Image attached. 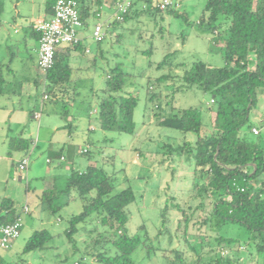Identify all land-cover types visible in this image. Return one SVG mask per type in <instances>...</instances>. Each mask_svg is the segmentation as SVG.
Masks as SVG:
<instances>
[{
  "label": "trees",
  "instance_id": "16d2710c",
  "mask_svg": "<svg viewBox=\"0 0 264 264\" xmlns=\"http://www.w3.org/2000/svg\"><path fill=\"white\" fill-rule=\"evenodd\" d=\"M113 1L77 0L84 27H88L92 19L96 20L95 23L102 21L107 37L111 28L116 29L118 25L121 27L122 23L132 18L140 19L144 15L155 17L167 13L189 22L182 6L162 10L157 6V0H132V6L123 20L113 16V19L105 21L101 15L102 8L106 4H113ZM55 2L46 0V8L52 14ZM198 24L213 33L214 44H222L224 65L215 67L196 60L191 64L177 63L173 66V53H168L161 61L153 62L158 70L166 71L154 79L149 78L150 84H165L170 89L168 104L171 110L158 114L157 124L195 135L192 140L164 145L172 160L181 159L188 153L189 162L194 164L190 202L187 206L174 204L182 217L175 221L176 235L169 229L165 230L169 234L167 247H156L151 242L148 244L150 237L145 225L139 226L135 232L129 231L130 212L127 207L135 201L136 194L131 186L115 192V176L98 160L92 159L94 152L89 147L92 140H87L89 146L79 149L76 144L69 143L48 152L49 163L57 159L64 161V153L67 158H71L72 153L73 156L75 153L87 156V166L73 168L64 188L45 190L41 203L56 211L62 204L56 203L60 195L72 194L74 199H81L84 208L71 216L65 233L76 246L74 235L87 224L95 223L94 228L89 230L90 234L94 231L97 233L95 238L92 237L94 247H90L86 254L93 255L102 264H142L144 256L141 260H135L134 254L139 255L143 250H147L148 258H159L160 264H248L242 257V248L248 250L249 245L253 247L252 251L248 250L249 256L254 259L251 264H264V140L261 131L255 134L252 130L258 126L250 122L251 110L264 90V0H206ZM34 31L39 38L40 33ZM104 40L94 41L102 48ZM183 40L185 42V34ZM101 50V57L105 59V51ZM73 52L88 55L83 39L77 44L60 46L54 66L48 73L43 74L39 70L37 84L44 87L43 97L48 95L44 99H63V117L68 116L74 106L76 119H92L94 116L104 132L135 133L134 112L139 97L130 89L129 73L123 65L117 64L106 71L102 92L97 95L96 104L93 105L89 99L80 97L78 76L71 63ZM148 52H153V49L150 48ZM97 58L89 59L93 67ZM176 70L180 73H176ZM10 84L5 64H0V101L9 93ZM195 85L211 93L210 104L215 107L190 106L182 109L172 104L175 93ZM156 98L159 101L156 107L162 108V99L155 92L148 101ZM74 124L71 120L66 126L74 133L89 132V129L80 130ZM247 131L257 137H249ZM32 147L33 139L23 134L11 136L8 140L9 155L13 151L26 155ZM83 148H87V151L82 152ZM166 210L167 206L162 214L163 224L170 221L164 212ZM1 212L0 224L21 217L16 213L11 198L2 201ZM229 223L244 226L247 239L241 242L236 237L220 234L221 229ZM101 227L106 230L100 231ZM179 230L182 232L178 233ZM55 236L46 228L35 230L24 252L51 247L48 244ZM175 239L183 241L175 245ZM96 244L101 245L97 253L94 252ZM225 245L232 250L229 254L221 250ZM190 253L193 258L189 256ZM86 254L77 264L86 263ZM2 261L1 255L0 264Z\"/></svg>",
  "mask_w": 264,
  "mask_h": 264
},
{
  "label": "rangeland",
  "instance_id": "374dc122",
  "mask_svg": "<svg viewBox=\"0 0 264 264\" xmlns=\"http://www.w3.org/2000/svg\"><path fill=\"white\" fill-rule=\"evenodd\" d=\"M181 1V9L187 13L189 22L181 17L165 13L155 17L144 15L140 19L132 18L122 23L121 27L118 25L116 29L111 28L106 39L101 43L105 51V59L98 57L95 66L85 71L82 80L79 82L81 99H89L95 105L97 95L102 92L107 70L117 64H122L129 73L130 89L139 97L134 112L135 133L104 132L100 129L98 120L93 116L92 122L96 129L85 134V136H89L94 141V144L89 146L94 152L92 159L98 160L109 173L115 176L117 183L115 192L131 186L136 194L135 201L127 207L130 212L129 231L135 232L139 226L145 225L150 237L147 242L148 244L151 242L156 247L168 246L169 234L165 230L169 229L175 235L177 234L175 221L178 217H182V214L174 204L185 206L189 204L190 187L194 180V164L189 162L188 153L184 154L181 159L172 160L164 145L168 142L177 144L184 140H192L195 135L192 133L184 134L179 130L157 124L158 114H164L171 110V106L168 104L170 89L165 87V84L157 86L154 82L149 83V78L154 79L166 71V69L158 70L153 62L161 61L166 54L173 53V66L177 63L191 64L196 60H202L215 67H221L225 63L222 44H214L213 33L198 24L206 0ZM95 21L92 19L89 26L84 27L81 31V35L84 33L92 34ZM21 24L24 25L25 22ZM12 34L14 33L12 32ZM184 34L185 42L183 40ZM88 42L93 45L97 44L92 38L88 39ZM150 48L153 49V52H148ZM2 49L3 47L0 45V55ZM93 57L94 54H90L85 59L93 60ZM176 73H180V71L176 70ZM7 77L9 78L8 75ZM29 86H31L29 91L33 93V97L31 99L27 96L22 98L19 103L23 108L20 109L19 114L15 113L14 115L16 118L26 116V137L31 136L29 134L30 129L33 128L37 131L39 125L43 127L41 129V136L43 137L46 132L45 127L48 125L57 124L56 126H58L69 122L60 113L63 110V99L58 101L46 100L43 97V86L37 88L34 83ZM154 92L157 97H161L162 108L156 107L159 103L157 98L152 102L148 101L149 96ZM210 101L211 93L195 85L189 88L185 87L175 93L172 104L182 109L190 106L206 108L213 106ZM34 108L43 114L39 124V120L29 116ZM1 114L0 111V215L2 213V201L5 198H10L7 194L16 191L25 192L29 185L31 190L35 187L40 188L44 182L49 181V177L54 174L59 175L61 170L56 161L51 164L46 162V152L37 159L33 158V154L31 170H19L18 161L22 158L23 153L13 151L11 155L8 154L9 148L3 139L7 124ZM250 122L260 128L261 137L264 140V92L259 95L256 106L251 110ZM76 133L80 138V132ZM247 134L252 138L257 137L248 131ZM44 142L45 140H41L39 149L44 148ZM76 142L84 144V141L78 138ZM73 158L76 162L75 168H84L88 164L86 155L76 154ZM73 197L72 194L60 195L56 203L62 204L56 211H51L47 204L42 205V203L40 208H34L32 218H29L31 216L26 217L27 223L21 237L16 241L14 240L12 248L8 250L11 257L5 259V264H22V260L29 259V255L32 256V264H77L90 247H94L93 239L97 233L94 231L90 234L89 232L95 225L92 222L74 235L76 246L70 241L65 233L70 225L69 219L84 208L82 200ZM16 204L19 207L18 201ZM166 206L167 210L164 212L170 221L163 224L164 217L162 214ZM42 228L56 234L48 244L51 247L46 248V250L24 252L30 236L35 230ZM105 230L106 228H100L102 232ZM181 232L178 231V233ZM220 234L236 237L241 242L248 237L247 229L238 223L226 224L221 229ZM108 235L110 238L111 235ZM93 236L94 238H92ZM175 241V245H179L183 240L175 239ZM100 246V244L95 245V253L100 249ZM248 248L250 251L253 250L251 245ZM221 250L224 254H229L232 251L227 245L222 246ZM248 250L245 247L242 248V252H244L242 257L247 260L248 264H251L254 259L249 256ZM41 254L44 256H40ZM147 254V250H143L139 255L135 253L134 259L141 260L144 256L145 259L142 264H160L159 258H148ZM189 256L193 258L192 253ZM85 261V264H102L91 254H86Z\"/></svg>",
  "mask_w": 264,
  "mask_h": 264
},
{
  "label": "crops",
  "instance_id": "0c3cea01",
  "mask_svg": "<svg viewBox=\"0 0 264 264\" xmlns=\"http://www.w3.org/2000/svg\"><path fill=\"white\" fill-rule=\"evenodd\" d=\"M114 2L110 5H105L102 8V19L107 21L113 19L114 16ZM51 12H49L46 8V0H0V45L3 47L0 55V64H5V68L7 69V75L9 76L8 80L12 85L8 89L9 93L4 95L0 101V111L3 119H5V123L7 124V128L5 131L4 143L8 146V140L11 136L23 134L25 136V125H26V116L24 118L15 117V113L19 114L20 109L23 108L20 105V100L24 97H28L31 99L33 97V93L29 90L31 88L32 83L39 88L43 86L42 84H37V79L39 76V66H38V58H39V38L37 33L34 31L33 23L35 20L40 18H48L51 16ZM25 22V24H21ZM95 23V22H94ZM80 36L84 41L85 53L88 55L94 54V56L101 57V52L103 48L99 47L98 44L93 45L88 42V39L92 38V34L84 33V35ZM18 30V31H17ZM12 32L15 34H12ZM88 38V39H87ZM93 39V38H92ZM10 46V47H9ZM89 49V51H87ZM104 50V49H103ZM87 55H82L79 52H73L71 54V63L72 66L76 69L75 75L78 76V84L82 80V76L85 71L93 67L89 62V59H85ZM15 61V62H14ZM83 72V73H82ZM264 90L261 93H263ZM259 94V95H260ZM5 100V101H3ZM18 110V111H17ZM38 109L34 108L33 114H30V118L36 119L34 117V113ZM61 113V112H60ZM75 114H77L76 108L74 106L71 107L68 116L64 117L66 120L75 123L74 125L78 126L80 130L89 129L90 131H94L96 127H94L92 119L80 118L76 119ZM42 112L41 117L42 119ZM14 118H16L14 120ZM68 123L63 125L51 124L45 127V134L41 136V129L43 128L39 125L37 131L35 129H30L28 136L36 141V145L31 149V157L34 154L35 159L42 156V153L46 152V162L48 156V152L52 149H58L62 145L76 144L77 148H82L85 146H89L87 140H92L89 136H85L83 131H80V138L77 136V133H74L67 127ZM86 125V127H84ZM88 132V133H89ZM26 137V136H25ZM77 138L79 140H83L84 144H78L76 142ZM41 140H45L44 148L39 149V144ZM94 141H92V144ZM78 148V149H79ZM23 153V152H22ZM25 154H22V157ZM64 161H60L59 159L55 160L57 162V166L61 169L59 171V175H53L49 177V181L44 182L43 186L38 188L35 187L31 190V186L29 185L25 192H14L7 194L14 202V208L16 213L20 214L23 225L21 234L24 231L25 224L27 223V216H31L34 208H40L41 205V196L45 190L55 189V188H64L67 184L68 177L73 168H75V160L73 153L71 154V158H67V155ZM76 155V153L74 154ZM30 165L27 168L31 170V164L33 162V158H31ZM47 162L48 164L53 163ZM92 163V162H91ZM20 177V176H19ZM28 178V177H27ZM50 182V183H49ZM16 201L20 203L19 207L16 204ZM29 206V211L24 212V206ZM3 214V212L1 213ZM21 235L16 239L18 240ZM15 240V241H16ZM14 244V243H13ZM13 246V245H12ZM12 248V247H11ZM50 248V247H47ZM4 250L2 251V263L5 264V259L10 258V251ZM46 250V248H43ZM40 256H44L41 254ZM32 256L29 255V259L22 260V264H32L31 263Z\"/></svg>",
  "mask_w": 264,
  "mask_h": 264
},
{
  "label": "built area",
  "instance_id": "2783aa9c",
  "mask_svg": "<svg viewBox=\"0 0 264 264\" xmlns=\"http://www.w3.org/2000/svg\"><path fill=\"white\" fill-rule=\"evenodd\" d=\"M114 16L117 20H123L132 6V0H115ZM157 6L162 10H167L170 7L180 8L181 0H157ZM100 16V13H97ZM33 27L40 33L39 37V70L46 74L54 66L55 55L57 49L63 45L77 44L81 40L80 30L84 27V23L80 17L77 0H56L53 6V14L48 18H40L34 21ZM18 31V30H17ZM106 37L104 23L97 21L94 24L92 38L99 42ZM89 51V49L87 50ZM48 95L45 94L44 98ZM213 101V100H212ZM34 117L39 119L41 112L36 111ZM255 134L260 133L259 127H253ZM36 145V141H33ZM82 152L87 151V148L81 149ZM31 150L24 155L18 162V168L21 171L27 170L30 165ZM64 159V156L61 157ZM49 162L50 159H47ZM24 212L29 211V206H24ZM23 221L19 217L13 222L0 224V261L3 250L10 249L13 241L21 235Z\"/></svg>",
  "mask_w": 264,
  "mask_h": 264
}]
</instances>
